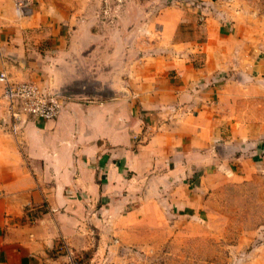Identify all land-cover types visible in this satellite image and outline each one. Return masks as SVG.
Instances as JSON below:
<instances>
[{
    "label": "crops",
    "instance_id": "crops-1",
    "mask_svg": "<svg viewBox=\"0 0 264 264\" xmlns=\"http://www.w3.org/2000/svg\"><path fill=\"white\" fill-rule=\"evenodd\" d=\"M151 19L156 37L143 44L140 29L129 46L101 48L99 63L86 53L92 88L55 119L11 127L0 83V264H70L68 250L75 264L123 262L142 215L198 213L208 169L244 166L256 151L236 120L253 63L238 60L244 41L228 12L180 0ZM51 58L15 40L0 46V71L47 88L38 73Z\"/></svg>",
    "mask_w": 264,
    "mask_h": 264
},
{
    "label": "rangeland",
    "instance_id": "rangeland-1",
    "mask_svg": "<svg viewBox=\"0 0 264 264\" xmlns=\"http://www.w3.org/2000/svg\"><path fill=\"white\" fill-rule=\"evenodd\" d=\"M179 1L32 0L24 14L18 15L12 0H0V18L6 22L0 26V46L17 40L34 46L42 56L48 52L51 61L38 73L47 89L55 90L61 83L62 89L78 87L86 92V53H94L98 62L101 48L131 45L135 30H144L141 44L156 37L152 12ZM209 1L226 10L236 23L244 41L238 60L253 63L254 69L247 73L252 79L245 86L250 96L244 98L245 103H237L245 118L236 120L248 125L256 151L247 153L244 166L225 159L224 166L208 169L198 213L174 212L146 219L142 215L143 226L136 230V240L126 245L124 261L111 264H264V153L257 152L264 147L260 142L264 129V94L260 92L264 90V0ZM97 62L87 71L94 79L103 73ZM81 97L72 101L87 98ZM124 235L130 237L127 231Z\"/></svg>",
    "mask_w": 264,
    "mask_h": 264
},
{
    "label": "built area",
    "instance_id": "built-area-1",
    "mask_svg": "<svg viewBox=\"0 0 264 264\" xmlns=\"http://www.w3.org/2000/svg\"><path fill=\"white\" fill-rule=\"evenodd\" d=\"M31 3L32 0H12L13 8L18 15H23L24 10ZM0 83L3 99L1 111L9 118L11 127L16 122L26 121L30 117L44 120L55 119L66 104L72 101V97L60 95L57 90L40 87L33 81L12 80L4 70L0 71ZM25 219L31 222L33 218L26 214ZM67 253L70 264H75L71 252L68 250Z\"/></svg>",
    "mask_w": 264,
    "mask_h": 264
},
{
    "label": "water",
    "instance_id": "water-1",
    "mask_svg": "<svg viewBox=\"0 0 264 264\" xmlns=\"http://www.w3.org/2000/svg\"><path fill=\"white\" fill-rule=\"evenodd\" d=\"M85 89H86L85 91L90 90V89H88L86 87H85ZM93 89H94V87H93ZM57 93L60 94V95H63V96L74 95V93L83 94V95L85 94V92H81L78 87H72L71 90H68V89H61V90L57 89Z\"/></svg>",
    "mask_w": 264,
    "mask_h": 264
},
{
    "label": "bare ground",
    "instance_id": "bare-ground-1",
    "mask_svg": "<svg viewBox=\"0 0 264 264\" xmlns=\"http://www.w3.org/2000/svg\"><path fill=\"white\" fill-rule=\"evenodd\" d=\"M61 90V89H60ZM70 97L75 98L73 95H70Z\"/></svg>",
    "mask_w": 264,
    "mask_h": 264
}]
</instances>
